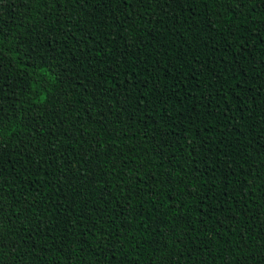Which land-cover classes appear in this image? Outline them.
Listing matches in <instances>:
<instances>
[{
  "label": "trees",
  "instance_id": "16d2710c",
  "mask_svg": "<svg viewBox=\"0 0 264 264\" xmlns=\"http://www.w3.org/2000/svg\"><path fill=\"white\" fill-rule=\"evenodd\" d=\"M0 0V264H264V0Z\"/></svg>",
  "mask_w": 264,
  "mask_h": 264
},
{
  "label": "snow or ice",
  "instance_id": "6c2138e0",
  "mask_svg": "<svg viewBox=\"0 0 264 264\" xmlns=\"http://www.w3.org/2000/svg\"><path fill=\"white\" fill-rule=\"evenodd\" d=\"M224 6L231 8L232 6V0H223ZM245 6V0H238L236 4V11H240L242 14V8Z\"/></svg>",
  "mask_w": 264,
  "mask_h": 264
}]
</instances>
